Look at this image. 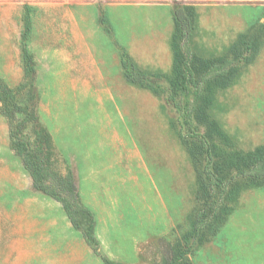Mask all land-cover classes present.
<instances>
[{"label": "rangeland", "instance_id": "rangeland-1", "mask_svg": "<svg viewBox=\"0 0 264 264\" xmlns=\"http://www.w3.org/2000/svg\"><path fill=\"white\" fill-rule=\"evenodd\" d=\"M191 8L193 54L234 64L185 90L173 35L175 12ZM25 66L29 130H45L72 172L101 254L87 213L75 226L34 188L0 112V264H264V178L243 173L264 147V0H0V84L17 90ZM193 132L221 202L202 196L208 157ZM209 207L217 216L197 227Z\"/></svg>", "mask_w": 264, "mask_h": 264}, {"label": "trees", "instance_id": "trees-1", "mask_svg": "<svg viewBox=\"0 0 264 264\" xmlns=\"http://www.w3.org/2000/svg\"><path fill=\"white\" fill-rule=\"evenodd\" d=\"M193 15L192 8L189 11L178 9L175 12L173 72L175 75L180 76L179 84L185 90L189 85L201 88L208 81L218 78L225 79L230 75L234 64L233 59L229 58L207 59L193 54L188 43L193 28ZM122 64L126 69L127 77L132 82L144 81L145 74L134 73L125 52L123 53ZM198 72L200 74L197 76ZM29 75L30 68L25 66V80L17 86L19 90L28 87ZM18 89L10 87L5 82L0 84L1 97L4 102L0 112L8 122L10 144L15 154L20 158L24 169L30 174L34 188L59 201L75 226H78L80 214L87 213L90 216L91 222L85 236L95 253L101 254L99 243L92 238L91 230L94 225V217L91 208L81 200L72 172L69 171L67 174H63L55 166L45 130L42 128L35 129L33 132L29 130L34 117L26 110L25 105L29 90L28 88L25 90V98H19ZM192 134V136L199 138L201 146L206 149L208 157L204 168L202 196L206 200L207 198H217L221 202L226 190L225 184L222 178L214 172V167H211L212 156L209 143L202 134L197 132ZM245 164L244 174L255 179L264 178V147L250 152ZM217 209L218 207H209L208 209L199 210L196 215V226L200 227L215 218L218 214Z\"/></svg>", "mask_w": 264, "mask_h": 264}]
</instances>
